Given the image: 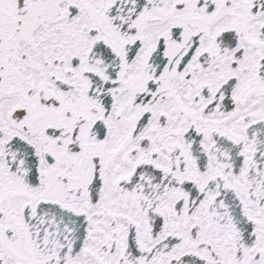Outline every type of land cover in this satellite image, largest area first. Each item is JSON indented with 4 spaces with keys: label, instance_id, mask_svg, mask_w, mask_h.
<instances>
[{
    "label": "snow or ice",
    "instance_id": "obj_1",
    "mask_svg": "<svg viewBox=\"0 0 264 264\" xmlns=\"http://www.w3.org/2000/svg\"><path fill=\"white\" fill-rule=\"evenodd\" d=\"M0 264H264V0H0Z\"/></svg>",
    "mask_w": 264,
    "mask_h": 264
}]
</instances>
